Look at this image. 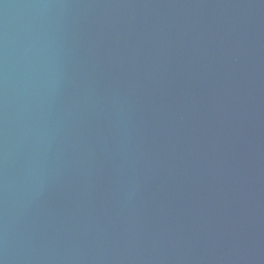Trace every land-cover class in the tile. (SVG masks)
Instances as JSON below:
<instances>
[{"label": "water", "instance_id": "obj_1", "mask_svg": "<svg viewBox=\"0 0 264 264\" xmlns=\"http://www.w3.org/2000/svg\"><path fill=\"white\" fill-rule=\"evenodd\" d=\"M0 264H264V0H0Z\"/></svg>", "mask_w": 264, "mask_h": 264}]
</instances>
